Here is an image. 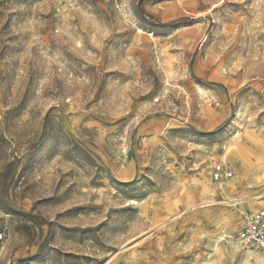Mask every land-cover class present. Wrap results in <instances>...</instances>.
<instances>
[{"label": "rangeland", "instance_id": "obj_1", "mask_svg": "<svg viewBox=\"0 0 264 264\" xmlns=\"http://www.w3.org/2000/svg\"><path fill=\"white\" fill-rule=\"evenodd\" d=\"M263 205L264 0H0V264H264Z\"/></svg>", "mask_w": 264, "mask_h": 264}, {"label": "built area", "instance_id": "obj_2", "mask_svg": "<svg viewBox=\"0 0 264 264\" xmlns=\"http://www.w3.org/2000/svg\"><path fill=\"white\" fill-rule=\"evenodd\" d=\"M212 170L215 181L227 179L231 176L229 170L220 163H216ZM1 238L2 235L0 234ZM236 240L245 248L264 249V205L244 218V226L236 233Z\"/></svg>", "mask_w": 264, "mask_h": 264}, {"label": "crops", "instance_id": "obj_3", "mask_svg": "<svg viewBox=\"0 0 264 264\" xmlns=\"http://www.w3.org/2000/svg\"><path fill=\"white\" fill-rule=\"evenodd\" d=\"M251 214V213H250Z\"/></svg>", "mask_w": 264, "mask_h": 264}]
</instances>
